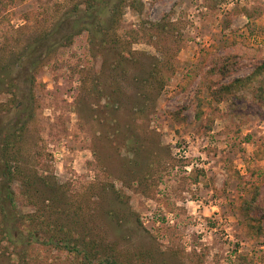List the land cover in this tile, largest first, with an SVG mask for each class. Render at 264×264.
Listing matches in <instances>:
<instances>
[{
  "label": "rangeland",
  "instance_id": "1",
  "mask_svg": "<svg viewBox=\"0 0 264 264\" xmlns=\"http://www.w3.org/2000/svg\"><path fill=\"white\" fill-rule=\"evenodd\" d=\"M79 1L3 0L0 66ZM141 1L139 14L125 9L122 41L141 19L159 21L170 11L173 33L160 52L139 31L127 49L139 61L132 72L147 75L149 61L179 48L157 98L144 100L145 87H131L129 76L117 79L118 102L93 95L101 61L82 32L36 73L21 164L48 176L51 192L58 188L86 219L92 208L113 210L105 230L132 264H264V105L254 107L249 89L234 115L227 102L218 112L207 102L203 124L196 119L208 86L248 75L264 57V0ZM214 57H227L220 59L227 69L212 75ZM138 250L155 263L145 254L133 258ZM46 264L62 263L53 257Z\"/></svg>",
  "mask_w": 264,
  "mask_h": 264
},
{
  "label": "trees",
  "instance_id": "2",
  "mask_svg": "<svg viewBox=\"0 0 264 264\" xmlns=\"http://www.w3.org/2000/svg\"><path fill=\"white\" fill-rule=\"evenodd\" d=\"M3 3L0 0V5ZM142 7L141 0H81L53 22L51 28L30 38L11 62L0 66V97L3 96L0 100V264H46L53 257L62 264H132L131 258H122L124 251L120 242L110 238L105 230L108 215L114 211L92 208V216L86 219L81 209H73L67 204L58 188L55 187L56 195L51 192L54 188L48 176L38 175L21 164V148L26 121L34 117L36 73L59 47L70 45L82 32L87 33L90 56L101 61L96 78L94 74L88 89L93 95L118 102L120 86L117 79L122 77L126 81L129 76L133 80H130L131 87L136 83L145 87L144 100H149V96L153 100L157 98L175 69L174 55L179 48L177 46L171 56L163 55L149 61L147 75L132 72L131 68L139 61L127 49L139 31L160 52L164 49L162 41L173 33L168 20L170 11L159 21L144 22L141 19L139 29L132 30L135 34L129 32L128 38L122 41L117 29L125 9L130 8L139 14ZM215 57L209 69L212 75L227 69L226 63L220 61L227 57ZM252 65L248 75L233 78L217 87L208 86L210 98L197 96L196 119L200 125L204 122L202 108L207 102L214 104L212 112H218L219 104L227 102L228 112L234 115L244 93L250 89L254 107L259 109L264 105V57ZM207 119L210 123L205 122L204 133L212 129L213 113ZM258 192L256 190L255 195ZM115 196L122 198L118 192ZM248 210L251 211L249 204ZM54 252L57 254H52ZM144 254L155 263L150 251L142 253L138 250L132 257L141 258Z\"/></svg>",
  "mask_w": 264,
  "mask_h": 264
}]
</instances>
